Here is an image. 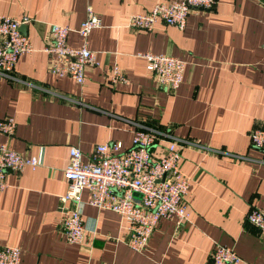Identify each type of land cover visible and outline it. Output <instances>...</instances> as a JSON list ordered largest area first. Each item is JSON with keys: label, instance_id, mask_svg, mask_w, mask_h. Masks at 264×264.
Returning a JSON list of instances; mask_svg holds the SVG:
<instances>
[{"label": "crops", "instance_id": "crops-1", "mask_svg": "<svg viewBox=\"0 0 264 264\" xmlns=\"http://www.w3.org/2000/svg\"><path fill=\"white\" fill-rule=\"evenodd\" d=\"M167 1L0 0V14L29 19L22 26L33 47L18 57L11 77L0 76V118L15 121L13 135L0 134V143L41 159L33 170L7 171L0 191V246L19 248L20 264H210L216 243L233 248L236 264H264V233L244 219L249 209H264V149L248 139L253 127L264 126V0H216L189 13L182 30L161 22L149 31L126 27L130 14ZM87 7L101 23L88 35L97 64L84 68L78 85L51 74L41 48L48 24L76 28ZM66 42L77 47L80 38L71 31ZM145 51L184 62L176 89L155 84L136 56ZM112 64L128 84L108 85ZM132 123L157 129L158 145L180 146L179 169L190 179L187 220L159 219L137 253L125 244V220L89 205L82 190L85 234L67 243L59 225L69 203L58 197L66 189L69 147L79 148L84 161L96 145L119 141L127 149Z\"/></svg>", "mask_w": 264, "mask_h": 264}, {"label": "built area", "instance_id": "built-area-1", "mask_svg": "<svg viewBox=\"0 0 264 264\" xmlns=\"http://www.w3.org/2000/svg\"><path fill=\"white\" fill-rule=\"evenodd\" d=\"M216 0H171L157 2L146 12L132 13L127 17L126 27L149 31L157 22L182 30L189 13L209 10ZM29 21L27 17L16 19L0 14V76L11 77L19 56L33 51L29 37L20 26ZM101 25L100 19L90 7L78 27L51 23L47 25L48 38L41 50L48 56V71L58 77H69L76 84L84 83V68L95 66V52L88 48V35ZM74 31L80 38L77 47H70L67 35ZM264 50V43L260 45ZM136 56L145 61V69L159 87L174 90L178 87L184 62L165 53L137 52ZM108 85H126V74L117 66L110 67ZM54 97L68 103H77L71 96L53 93ZM131 145L121 149V143L96 145L87 161L82 159L79 148L70 146L68 161L62 169L66 185L63 195L58 197L61 204L69 203L60 218V228L67 243L82 241L85 228L81 215L82 190H86L87 203L98 209H107L118 214L127 223L126 246L141 252L156 223L161 218L174 216L179 222L186 221L185 196L190 179L179 169L180 146L172 140L161 145L157 129L132 123ZM15 129L11 116L0 118V134L10 138ZM249 143L257 149H264V126L253 127L248 132ZM160 146L157 154L153 147ZM41 165L40 156H22L0 143V191L5 186L7 171L16 173L24 168L35 169ZM245 221L264 233V209L253 207ZM241 258L232 247L216 243L210 251V264H236ZM0 264H20V249L14 246H0Z\"/></svg>", "mask_w": 264, "mask_h": 264}, {"label": "water", "instance_id": "water-1", "mask_svg": "<svg viewBox=\"0 0 264 264\" xmlns=\"http://www.w3.org/2000/svg\"><path fill=\"white\" fill-rule=\"evenodd\" d=\"M20 29H21V31L24 33V31H23V26H22V25L20 26Z\"/></svg>", "mask_w": 264, "mask_h": 264}]
</instances>
